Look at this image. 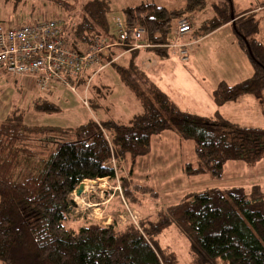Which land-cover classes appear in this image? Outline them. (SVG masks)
Here are the masks:
<instances>
[{
    "label": "trees",
    "instance_id": "16d2710c",
    "mask_svg": "<svg viewBox=\"0 0 264 264\" xmlns=\"http://www.w3.org/2000/svg\"><path fill=\"white\" fill-rule=\"evenodd\" d=\"M4 1L14 6L25 3L31 8L52 2ZM226 1L222 9L214 5L217 15L203 33L231 21L253 73L235 84L220 82L212 98L215 104L222 105L250 95L264 110V45L254 37L258 32L255 13H235L232 0ZM205 4L206 0H186L183 8L170 10L153 2L140 3L124 8L121 17L113 14L111 0H88L83 2L79 17L59 11L53 16L63 19L64 30L71 33V43L77 48L88 47L93 36L113 41L114 19L121 17L127 28L145 30L140 43L150 46L144 50L164 57L173 48L162 45L170 44L177 21ZM117 48L125 50L110 47L105 59L118 58L107 67L114 66L120 80L141 104V111L127 123L96 115L98 119L88 118L74 127L44 126L25 123L16 114L0 122V264H180L177 256L162 248L158 240L171 226L189 241L195 264H264L262 181L247 188L233 185L188 192L154 219L139 223L102 224L88 220L77 230L64 225L73 209L72 194L81 182L114 180L112 156L129 160L131 175L137 159L149 151L151 138L163 130H174L181 139L193 142L197 165L188 163L186 174L209 173L220 179L228 161L253 163L264 158V128L241 126L220 115L202 116L179 108L134 65L132 55L140 49L126 52L130 55L123 57L124 53L117 55ZM127 58L128 65L123 64ZM0 73L6 71L0 68ZM79 84L83 86L82 80ZM34 89L37 94L54 91ZM89 101L100 107L97 101ZM31 134H45L46 142L54 146L46 158L38 160L37 151L24 143V136ZM60 134L73 137L64 139L57 136ZM119 184L125 200L135 206L142 205L145 195L158 196L131 176L128 179L121 175Z\"/></svg>",
    "mask_w": 264,
    "mask_h": 264
},
{
    "label": "rangeland",
    "instance_id": "374dc122",
    "mask_svg": "<svg viewBox=\"0 0 264 264\" xmlns=\"http://www.w3.org/2000/svg\"><path fill=\"white\" fill-rule=\"evenodd\" d=\"M51 1L48 5L45 4L46 7L31 8L25 3V5L14 6L0 0V23L29 24L33 20L55 15L58 11L60 14L69 13L72 17H79L83 2L88 0ZM185 1L111 0L110 6L114 15L123 17L124 8L135 7L140 3L153 2L159 6L175 9L183 7ZM226 2V0H206V4L201 9L187 14L186 20L195 27L193 32L195 39L203 34L205 26H208L211 19L216 17L217 10L214 5L222 9ZM50 7L52 9H48ZM232 10L235 13L248 10L255 13L258 32L254 37L257 40L260 37L264 44V0H232ZM234 31L235 27L232 23L229 30L222 31L214 37L196 43L190 42V46L188 48L186 46L185 49L186 52L189 50L192 66H188L187 62H181L175 55H168L164 59L163 64L166 68L180 72L187 70L193 76L177 73L178 76L170 77V80L174 82H169V89L174 87L171 90L173 102L181 109L192 113L207 116L220 115L223 119L241 126L264 128V110L253 97L248 96L235 102L217 105L211 95V90L215 88L214 82L218 78H222L220 82H227L236 76V79L240 81L253 73L246 50L239 44L237 33ZM188 37L187 35L178 39L175 35H170L169 42L188 43L189 40L186 39ZM149 54L151 58H145L144 70H154L155 73L158 70L159 61L155 53L149 52ZM113 67L105 69L106 72H114L107 78L114 93L102 100V103L111 106L106 115L98 106H93V110L90 108L91 111H88L90 101L88 98V103L84 104L82 98L85 91L81 84L76 86L75 92L60 84L57 91L37 94L34 89L21 85L13 75L0 73V122L16 114L25 123L44 126L74 127L83 123L87 117L94 118L96 115L117 123H127L126 117L131 113H139L141 104L137 102V97L134 99L132 93L122 87L117 71ZM89 90L91 91L88 88L87 92H90ZM103 93L107 95L109 91ZM36 104L42 108L50 106L54 109L43 110L41 107L34 106ZM104 134L109 141L108 132ZM57 136L64 139L73 137L72 134ZM23 140L37 151L38 160L46 158L54 149L53 145L46 142L45 134L26 135ZM193 146L191 140L181 139L174 130L170 129L163 130L151 138L149 151L139 157L133 166L132 178L141 185L151 187L158 196L145 195L141 206H135L126 201L119 184L121 175L130 178L129 160H122L121 164L120 158L115 157L114 162L110 159V164L116 168V178L86 181L84 192L80 196L75 195V192L72 194L73 209L70 218L64 221V225L77 230L88 220H95L102 224L106 222L110 224L112 221L122 225L129 221L139 223V220L154 219L159 212L175 204L184 194L191 191L233 185L247 188L261 184V181L264 183V158L253 163L228 161L223 166L220 179L212 177L209 173L186 174L188 163L197 165ZM28 174L31 175L30 172ZM158 240L162 248L177 256L180 264H195L189 241L174 226L165 229Z\"/></svg>",
    "mask_w": 264,
    "mask_h": 264
},
{
    "label": "built area",
    "instance_id": "2783aa9c",
    "mask_svg": "<svg viewBox=\"0 0 264 264\" xmlns=\"http://www.w3.org/2000/svg\"><path fill=\"white\" fill-rule=\"evenodd\" d=\"M64 27L63 19L52 15L29 24L0 23V68L10 75L27 79L42 91L56 89L61 84L75 92L82 80L85 91L82 100L87 104L86 93L94 75L118 58L105 59L110 47L118 46L129 52L150 46L140 43L145 30L137 26L127 28L121 17L114 19L113 41L108 37L93 36L86 48L74 46L71 33ZM191 29L186 19H179L174 34L181 38ZM162 46L173 48L182 60L187 59V45L175 42ZM111 159L114 162L115 157Z\"/></svg>",
    "mask_w": 264,
    "mask_h": 264
},
{
    "label": "crops",
    "instance_id": "0c3cea01",
    "mask_svg": "<svg viewBox=\"0 0 264 264\" xmlns=\"http://www.w3.org/2000/svg\"><path fill=\"white\" fill-rule=\"evenodd\" d=\"M217 1H220V0H217ZM185 5V4H184ZM184 5H183V7H184ZM183 7H181V8H183ZM167 8V7H166ZM169 9V8H168ZM175 9H179V8H175ZM170 10H174V9H170ZM252 12V11H251ZM188 14V13H187ZM187 14L186 15H184V16H182L180 19H186L187 18ZM53 16V15H52ZM178 22V21H177ZM176 25H177V23H176ZM231 26H232V22L230 21V22H228V23H226V24H224V25H222V26H220V27H218V28H216V29H214L213 31H211V32H208V33H206V34H202V35H200V37L199 38H196L195 39V37H194V35H193V32L195 31V27H194V25L191 23V31L189 32V33H187V34H185L184 36H189L188 38H186V39H188L189 40V42L188 43H184L185 45H187V48H188V46H190L189 44H191L190 42H194V43H196L197 41L198 42H200L201 40H204V39H207V38H209V37H214L216 34H218V33H220V32H222V31H227V30H229L230 28H231ZM175 28H176V26H175ZM235 32V31H234ZM172 35H175L174 34V31H173V34ZM183 36V37H184ZM183 37H181V38H183ZM259 37V36H258ZM181 38H178V39H181ZM236 38H237V36H236ZM260 38V37H259ZM258 38V40L261 42V38L259 39ZM262 44H263V42H261ZM264 45V44H263ZM118 49V48H117ZM119 51L117 52V55H120L121 53H124L125 55L123 56V57H128L129 55H130V53H126V52H124L123 50L121 51L120 49H118ZM189 51V50H188ZM187 51V59L186 60H182L181 59V57H180V55L177 53V51L176 50H173V49H170V50H167V55H165L164 57H161V56H159V55H157L156 53H155V55H156V57L158 58V63H159V67H158V70H156V72L154 73V70H148V69H146V70H144V66H145V62H146V59L145 58H151V54H149V52H153V51H150V50H144V48L142 49V48H140V50H136V51H134V53H133V55H132V58H133V63H134V65H136V66H138V68L139 69H141V70H143L142 72H144L146 75H147V77L153 82V83H155L156 84V86L160 89V90H162L172 101H174V99H173V96H172V89L174 88H170L169 89V82H172V83H174L173 81H171L170 80V77H176V75L178 76V74L177 73H184V74H186V76H187V74H189V77H193L191 74H190V72L189 71H187V70H185L184 72H180V71H176V70H172V69H168V68H166L165 66H164V64H163V61H164V59H166L167 57H168V55H175L176 57H178L180 60H181V62H187L188 63V66H192V60H190V55H189V52ZM154 53V52H153ZM123 59V58H122ZM170 59H168V61H169ZM190 60V61H189ZM189 61V62H188ZM128 62H129V58H127L126 60H124L123 61V64H127L128 65ZM107 68V67H106ZM105 68V69H106ZM105 69L104 70H102V71H100V72H98L97 74H95L94 75V77H93V79H92V83H91V91L90 92H87V94H86V97L87 98H89V99H91L92 101L94 100V101H97L96 103H100V108H101V110L103 111V113L105 112V115H106V112L108 111L109 112V108L111 107L110 106V104H106V103H102V100H104L106 97H109L110 95H113V91H112V89H111V86L108 84V81H107V78H109L110 76H111V74L112 73H114L113 71H105ZM117 74H118V72H117ZM1 77V76H0ZM13 77L15 78V79H17V80H19V83L21 84V85H23V86H26V87H28L29 89H34V86H33V84L30 82V81H28L27 79H24V78H21V77H19V76H14L13 75ZM118 77L119 78H121L120 77V75L118 74ZM224 78V77H223ZM220 79H222V78H218L215 82H214V87L216 88V86L220 83ZM225 79V78H224ZM240 81H242V80H240ZM239 80H237L236 79V76L233 78V79H231V80H228L226 83H228V84H235V83H237V82H240ZM121 83H122V87L123 88H125V89H127L130 93H132V95H133V97H134V99H136V95L134 94V92L126 85V83L125 82H123L122 80H121ZM215 88H213L211 91L213 92L214 91V89ZM57 89V88H56ZM56 89H54V91H57ZM35 90V89H34ZM104 91H109V93L107 94V95H105L103 92ZM210 91V90H209ZM104 95V96H103ZM212 95V94H211ZM248 96H250V95H244V96H242V97H240V98H244V97H248ZM252 97V96H251ZM239 98V99H240ZM254 98V97H253ZM138 99V98H137ZM212 99V98H211ZM255 99V98H254ZM238 100V99H237ZM236 100V101H237ZM257 101V100H256ZM137 102H140L139 101V99L137 100ZM232 102H235V101H232ZM258 102V101H257ZM91 104H89L88 105V111H91L90 110V108H92V110H93V106L91 105ZM177 105V104H176ZM178 107H179V105H177ZM215 106V105H214ZM180 108V107H179ZM95 111H98V110H96V109H94ZM135 114H137V113H131L129 116H127L126 117V120L128 119H131ZM197 114V113H196ZM104 115V116H105ZM200 115V114H199ZM98 116V115H97ZM97 116L96 117H94L95 119H98L97 118ZM202 116H207V115H202ZM99 118H101V117H99ZM103 119H105V117H102ZM87 119H88V117H87ZM128 122V121H127ZM109 142H111V138H110V140H109ZM121 164H122V160H121ZM122 167V166H121ZM132 173H133V171H132ZM132 173H131V178H132ZM103 179V178H102ZM133 179V178H132ZM104 224V223H103ZM106 224H108V222H106Z\"/></svg>",
    "mask_w": 264,
    "mask_h": 264
},
{
    "label": "water",
    "instance_id": "95a60500",
    "mask_svg": "<svg viewBox=\"0 0 264 264\" xmlns=\"http://www.w3.org/2000/svg\"><path fill=\"white\" fill-rule=\"evenodd\" d=\"M75 195L80 196L84 192V181L79 184V186L75 189ZM74 204V201L72 200Z\"/></svg>",
    "mask_w": 264,
    "mask_h": 264
},
{
    "label": "bare ground",
    "instance_id": "6f19581e",
    "mask_svg": "<svg viewBox=\"0 0 264 264\" xmlns=\"http://www.w3.org/2000/svg\"><path fill=\"white\" fill-rule=\"evenodd\" d=\"M85 183H87V182H85Z\"/></svg>",
    "mask_w": 264,
    "mask_h": 264
}]
</instances>
